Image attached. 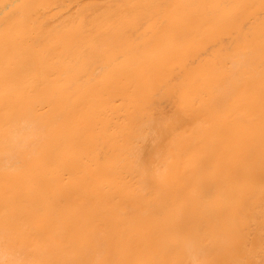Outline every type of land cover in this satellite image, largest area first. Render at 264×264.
Here are the masks:
<instances>
[{
	"label": "bare ground",
	"instance_id": "1",
	"mask_svg": "<svg viewBox=\"0 0 264 264\" xmlns=\"http://www.w3.org/2000/svg\"><path fill=\"white\" fill-rule=\"evenodd\" d=\"M0 264H264V0H0Z\"/></svg>",
	"mask_w": 264,
	"mask_h": 264
}]
</instances>
